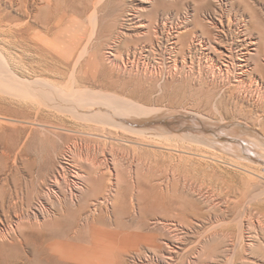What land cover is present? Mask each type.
<instances>
[{"label": "rangeland", "instance_id": "374dc122", "mask_svg": "<svg viewBox=\"0 0 264 264\" xmlns=\"http://www.w3.org/2000/svg\"><path fill=\"white\" fill-rule=\"evenodd\" d=\"M84 1L0 0V57L4 56L0 61L19 78L39 77L65 86L81 55L80 50L86 45L88 52L79 59L78 65V70L89 82L84 85L85 88L97 91L103 89L105 93L109 91L110 94L149 108H161L156 115L163 119L159 122L167 120L172 126H178L177 131L170 134L160 131L152 133L153 138L110 127L106 131L112 133V139L90 135L87 134L89 130L86 126L90 123L56 108L22 99L16 87L8 82L0 84V184L15 188L9 170L13 156L24 144L27 145L25 156L34 165L33 176L22 171L29 185L23 186L21 192L19 211L22 217L27 216L23 217L24 222L33 225L39 222L40 227H34L32 232H46L66 242L60 238V229L73 223L65 182L66 177L72 178L69 171H62L60 162L70 163L73 171L83 173H89L95 164L105 162L117 168L115 171L126 180L116 189L119 192L123 188L121 203L115 208L105 206L111 210L107 216L105 207V211L102 208L98 212L97 229L86 226L87 246L90 245L88 240L94 230H100L103 243L109 246L108 250L115 247V250L100 253L105 263L110 261L106 264H116L118 260L117 264H264V93L250 87L251 80L257 76L264 84V57L252 61L258 66L247 75L245 83L236 84V63L220 58L213 49L214 44L208 48L213 53V61L201 54L200 46L191 45V37L187 41L178 40L177 49L170 55L171 35L181 31L180 26L184 24L181 14L185 7H194L193 0H152L151 6L145 3L146 0H102L98 7L102 21L96 30L98 32L91 39L92 43L88 44V38L94 30L93 6L90 5L87 13H82L80 8ZM257 5L260 10H264V5ZM169 14H172L170 21L167 19ZM34 16L40 18L39 23L35 22ZM47 17H50L52 25L55 24L51 33L41 23V19ZM27 22L32 25L33 34L40 39V46L48 47L50 44L59 51L54 52L55 63L47 57L49 60H44L40 54L24 53L18 42V33ZM199 22L197 25L192 22L190 28L212 38L204 16ZM260 29L264 34V25ZM140 49L141 53L134 56L133 52ZM104 56L111 57L113 63L102 62ZM222 60L231 66L224 75L218 70ZM6 75L0 73V78L7 81L10 75ZM60 75L63 79H60ZM96 82L101 86H95ZM198 121L221 126L219 129L222 132L208 129L204 135L202 131L205 129L194 124ZM196 132L201 135H196ZM210 133L223 137V141L207 135ZM131 176L134 177L132 181L139 179L143 189L140 205L134 203L137 208L135 213L130 209L133 194L132 184L129 183ZM56 178L59 180L58 185L55 184ZM106 191L95 196L100 197ZM138 192L136 190L135 194ZM124 200L129 204L127 208L124 207ZM63 205L68 209H64ZM84 247L76 239L63 246V251L71 255L70 264H78L83 258L94 256V251ZM25 249L26 254L32 256L33 247ZM15 252L18 251L8 250L9 254Z\"/></svg>", "mask_w": 264, "mask_h": 264}, {"label": "bare ground", "instance_id": "6f19581e", "mask_svg": "<svg viewBox=\"0 0 264 264\" xmlns=\"http://www.w3.org/2000/svg\"><path fill=\"white\" fill-rule=\"evenodd\" d=\"M90 1H92V0H85L83 3H81L82 6L80 8L81 9L80 11L82 13H87L90 10V8H91L90 5L93 6L92 21H93V25H94V28H93L94 30H93V33H92L91 37L88 38V44L92 43L91 39L93 40V36L96 35V32H98L96 30H97V28H99L98 27L99 23H101V21H102L101 18H100L99 8H98L101 5L102 0H97V1H95L93 3H91V4L89 3ZM160 1H162V0H160ZM145 3H147L148 6H151L153 1L152 0H146ZM193 3H194V7H190V6L189 7L188 6L185 7L184 12L181 14V19H182V17L184 19L183 26L179 25L181 27V29H180L181 31L180 32L177 31V34L171 35L172 36L171 37L172 38L171 39V49H170L171 52L169 54L171 55V53H174L175 50L177 49L178 40L180 41L181 39H185L187 41L191 37V45L193 47L200 46V48H202L201 54H203L207 58H210L209 60L213 61L214 58L211 55L213 53H211L210 50H208V48H209V46L214 44L215 47L213 49H214V51L216 53H218L220 55V58L221 57L222 58H227L228 60L234 61L236 63V70H237V71H235L236 74H237L236 75L237 76L236 77V79H237V83L236 84L245 83L247 75L250 74L251 71H254V69L257 68V66H258V64H253L252 61L256 62V61H259L262 56L264 57V34L262 33V31L260 29V26L264 25V10L263 11H262V9L260 10L259 9L260 7L258 8V5H257V4L264 5V0H255V1L254 0H193ZM184 5H186V4H184ZM78 7L79 6L77 5V8ZM11 15H12V13H11ZM37 15H39V14H37ZM171 15L172 14H169L167 16L168 21H170L172 19ZM203 16H204V21H206V23L208 25L207 26L208 30H211V34H213V36H211L212 38H210L209 36H206L205 34H202V32H199L200 30H197L195 28H190L191 24H193V23L195 25H197L198 23H201L199 21H200V19ZM52 19H53V17H52ZM34 20H35L36 23L40 22L39 21L40 18L38 16H34ZM52 21L54 22V19ZM5 23H7V22H5ZM41 23L46 25V27L49 30V32L51 31L52 26L53 25L55 26V24H53V25L51 24L50 17H47L44 20L41 19ZM172 26H174V25H172ZM59 28H57V29H59ZM10 31H11V29L8 30V32H10ZM117 32H119V31H117ZM54 33H56V32H54ZM100 36H103V35H100ZM18 42L23 47L24 53L25 52H32V53H35V54H40L44 58V60L49 58L50 60L49 59H47V60H49V61L52 60V62H54L55 61L54 52L55 53H59V51L55 47L50 46V44L48 45V47H46L47 45H44L45 47H42V46L39 45V43H41V41H40V39L38 38L37 35L33 34L32 25L30 24V22H27L24 25V28L19 31V33H18ZM82 49L83 50H80L81 55L76 60V63H75V66H74V70L72 71L71 78L69 79L70 81L65 86H60L61 85L60 82L51 83V82H48V81H46L44 79H41L39 77H37L35 79H31V78L30 79H22V78H19V77L13 75L12 72L10 73L8 66L3 61H0V73H2V74L5 73L7 75H10V77L6 78L7 81H4L3 79L0 78V84H4V82H6V83L8 82L9 85H12V86L16 87L15 90L20 94L22 99L30 100V101H32L33 103H36V104H41V105L44 104V106L47 105V107L56 108L60 112L70 113L74 117H76L77 119H80V120H83V121H86V122L90 123L91 125H86L88 130H89V132L87 131V134H90V135L99 136V137L106 138V139H112V137H113L112 133H108L106 131V129L110 128V127H117V128L125 129L126 131H129V132L141 133V134H143L145 136H148V137H149V135L152 136L151 135L152 133L155 134V133H158L159 131L160 132H164V134L165 133L166 134L167 133L170 134V133H173V132L177 131V127L178 126L177 127L172 126V124L170 122L168 123L167 120L166 121H162L163 119L159 117L160 115L158 117L156 116L158 113H160V111H161L160 109L161 108L160 109H158V108L157 109H153L152 107L149 108V107H147L145 105H140V104L135 103V102H133L131 100L125 99L124 97L120 98V97H118L116 95L110 94V93H108L109 91L107 93H105V92H103V89H102V91L101 90L97 91V90H93L94 88L93 89L85 88L86 86H84V85H86L87 83L89 84V82H87V80H85V78L83 77L82 71L78 70V68H80V67H78V65H80L79 62H80L81 57L83 56V54L87 53L88 51H87L86 45ZM178 50H179V48H178ZM186 51H187V49H186ZM150 52H151V50H150ZM199 52H200V49H199ZM139 53H141V49L140 50H135L133 52L134 56H136ZM219 55H218V57H219ZM3 57L4 56L2 55V57H0V60H1V58L3 60ZM214 57H215V55H214ZM197 58H198V56H197ZM111 59L112 58L109 57V56H104L103 59H102V62H103V60L105 61V63H106V61L110 62ZM135 59H137V57H135ZM207 61H208V59H207ZM52 62H51V64H52ZM227 62H229V61H227ZM229 64L228 63L227 64L224 63V61L220 62V65L218 66V70L221 73V75L222 74L224 75V74L229 72V69L231 67ZM210 66H212V65H210ZM204 67H205V65H204ZM62 68H64V67H62ZM104 69H105V67H104ZM210 69H211V67H210ZM107 72H109V71L107 70ZM60 79H63V76L60 75ZM210 79H211V77H210ZM214 79H215V77H214ZM117 80H119V79H117ZM216 81L218 82L217 79H216ZM251 81L252 82H251L250 87L252 89H254V91H257V92L259 91L261 93H264V84H262L261 79L260 80L258 79V76L257 77H253V80H251ZM214 82H215V80H214ZM95 86L98 87V86H101V84L96 82ZM108 90H110V89H108ZM245 90L246 89H244V91ZM254 94H256V93H254ZM250 99H251V97H250ZM255 104H254V106H255ZM167 113H169V112H167ZM198 116L200 117L202 115L198 114ZM202 117H204V116H202ZM160 119H162L161 122H159ZM170 119L168 118L169 121H171ZM240 130H242V128H240ZM218 131L220 132V129ZM187 132L188 131H186V133ZM219 132H218V134H219ZM196 133H197L196 135H198V133L201 135L200 132H196ZM202 133L204 135H206L205 134L206 133L205 130H203ZM215 133H212V134L210 133V134H207V135H213V136L217 137L218 140H222L223 141L224 138L218 136ZM228 134H230V132ZM247 137L249 138V136H247ZM248 138H246V139L248 140ZM164 140L166 141V139H164ZM200 140L204 141L202 139H200ZM248 141H250V140H248ZM144 142H146V141H144ZM252 145H254V144H252ZM26 146L27 145L24 144L20 148V150L13 156L12 161H11L12 162V167L10 168L9 171L11 172L10 174L13 175V184H14L15 188L12 189V187H10L7 184L5 186L4 185L5 183L0 184V264H70V262L72 261L71 255L68 252L63 251V246L66 245L70 240H73V239H76V240L80 241L85 246L84 248H86V250L94 251V253L92 254V255H94L93 257H90V258L85 257V258H83V260L81 262H78V264H106V263H110V261L105 263L103 258L100 257V253L101 252L104 253L109 248L108 245L103 243V238L101 237V233H100L101 231L100 230H97V231L94 230L93 234L90 236V240H88V242L90 244L89 246H87L85 244V242L87 243V237L85 235V231H86V226H88L89 229H92V230L93 229H97V226H95L96 225V221L98 220L96 215L98 214L99 211L102 210V208H104L105 206L107 208L109 206H112V208H115V207L118 206L119 203H121V200H122V197H121L122 196V194H121L122 192L121 191H123V188L122 189L119 188L121 190L119 192L116 189H118V186L121 187V183H125L126 182L124 177L121 176L118 172L115 171V169L117 170V168L114 169V168H112V165L107 164V163L105 164V162L102 163V164L101 163L100 164H95V166L93 167L92 171L89 172V173H83L82 171H80V172L79 171H73V168H72L73 165L72 164L70 165V163L68 164V163L60 162V166L59 167L62 169V171L63 172L69 171V174H70V176L72 178L70 180L69 178L66 177L65 182H66V185H67V195H68L67 196V202H69V207H70L69 209L72 211L71 215H72V218H73V223H70V225H68V227H66V228H64L63 226L61 227V229L59 228L61 233H62L60 235V238H64V240L66 242H62L60 239H57V237L55 235L45 234L46 232L44 234L43 233L36 234V233L32 232L31 230H33L34 227L35 228L36 227L39 228L40 227L39 222H37L35 225L31 224V222L30 223L24 222V219H23L24 216L22 217L21 214H20L21 211H19L20 210V204H21V201H22V197H21L22 196L21 195L22 188H23V186L28 185V179L22 175V171L25 170V171H27V173H29L32 176H33V174L35 172L34 171V165L30 162V159H28L29 157L27 158L25 156L24 149H26ZM156 147H158V146H156ZM240 147H242V146H240ZM160 148H158V149L161 150ZM228 148H229V145H228ZM136 150H137V148H136ZM234 150H235V148L233 149V151ZM250 150H253V149H250ZM177 152L179 153V151H177ZM182 152H184V151H182ZM239 153H240V151H239ZM242 153H240V154H242ZM2 156H3V154H2ZM9 158H10V156H9ZM253 158H255V157H253ZM211 159L213 160L214 158H211ZM122 162H124V161L122 160ZM210 162H212V161H210ZM231 162H234V160L231 161ZM245 164L249 165V164H247V162ZM131 165H132V163H131ZM242 166H244V165H242ZM129 173H131L130 175H132V171L131 170H130ZM107 176H109V178H108V183L106 184ZM132 178H134V177L131 176V179L129 177V181H130L129 183L132 184L131 188H133V194H132V197H131L132 202L130 204V209H133L132 211H134V213H135L137 208L135 207L136 204H134V203H138V205H140V200L142 198L141 191L143 189H142V187H141V185L139 183V179H138V181L135 182V180L132 181ZM55 184H57V185L59 184V180L57 178L55 180ZM53 185H54V183H53ZM136 190L139 191L137 195L135 194ZM104 191H106V192L102 196H100V197L99 196H95L96 193H97L96 195H100ZM163 191H165V190H163ZM50 193L52 194V191ZM45 194H46V192H45ZM250 199H253V198H250ZM123 204H124L125 208H127V206L129 205L125 200H124ZM66 205H68V204H66ZM63 206H64V209L67 208V207L65 208V205H63ZM105 208H104V211H105ZM124 210L126 211V209H124ZM110 211H111L110 209L107 211L106 216H107V214L110 213ZM122 211H123V209H122ZM26 212H27V210H26ZM27 214H29V213H27ZM67 214H69V212ZM115 214H117V213H115ZM29 215H31V214H29ZM65 215H66V213H65ZM71 215H69V216H71ZM55 216H54V218H55ZM26 217H24V218H26ZM30 217H32V216H30ZM45 217H46V214H45ZM56 218H58V217H56ZM36 219H38V218H36ZM40 219H41V217H40ZM116 219H118V217H116ZM26 221H27V219H26ZM98 222H100V221H98ZM46 224H48V223L46 222ZM29 229H30V231H29ZM42 231H44V230H42ZM255 243H257V242H255ZM29 246L33 247L32 256H30V255L28 256L26 254V251H25L26 250L25 248L29 247ZM21 249L23 250V252H20ZM8 250L9 251H18V252H15L13 254H9ZM111 250H115V247L112 246L111 249H109L108 251H111ZM212 251H213V249H212ZM118 261H117V263H118Z\"/></svg>", "mask_w": 264, "mask_h": 264}, {"label": "water", "instance_id": "95a60500", "mask_svg": "<svg viewBox=\"0 0 264 264\" xmlns=\"http://www.w3.org/2000/svg\"><path fill=\"white\" fill-rule=\"evenodd\" d=\"M194 124H196L197 126H202L204 129H205V131H207L208 129L211 131H216L217 129H219V128H222L221 126L220 127H217V125H215V124H213V123H208V122H206V124L204 123V122H202V121H198V123H196V122H194ZM184 128H187V127H184ZM202 129V128H201ZM208 130V131H209Z\"/></svg>", "mask_w": 264, "mask_h": 264}]
</instances>
